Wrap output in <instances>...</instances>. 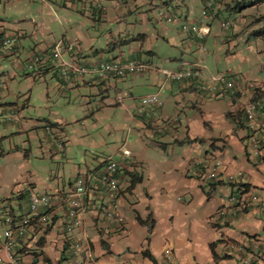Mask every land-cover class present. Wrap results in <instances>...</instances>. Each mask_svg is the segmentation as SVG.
<instances>
[{
    "label": "crops",
    "instance_id": "crops-1",
    "mask_svg": "<svg viewBox=\"0 0 264 264\" xmlns=\"http://www.w3.org/2000/svg\"><path fill=\"white\" fill-rule=\"evenodd\" d=\"M17 1L0 0V4L8 6ZM46 1L48 5H43V11L54 10L55 5L63 12L70 6L73 10L65 12L68 17L77 20L81 15L82 19H90L91 27L96 30H90L88 22L81 23V29H65L62 37L54 33L51 36L54 29H45L44 21L39 19L34 32L18 26L1 32L0 57L18 56L28 43L31 52L24 66L29 75L34 72L55 76L60 94L74 100L94 126H104L115 137L114 143L101 134L94 138L104 153L95 156L96 165H82L72 157L75 153H91L92 149L85 144L70 145L60 134L62 121L43 123L46 151L52 156L62 153L66 164L75 167L76 175L67 186L46 194L59 200L52 210L54 218L50 226L34 229L19 241L15 253L22 264H123L128 260L134 264H247V261L264 264V206L250 203L242 210L239 203L229 201L238 193L243 203L251 202L253 197L264 203V112L261 109L264 100L255 102L259 111L254 123H250L245 113L248 104L257 98V91H264V37L254 34L262 29L264 22H257L261 17L250 13L256 7L234 10L219 0L205 20L194 23L189 20L190 13L184 14L179 8V0H162L161 3H166L161 7L157 0ZM207 1L202 0L204 8ZM143 4L167 8L169 15L180 18L170 24L174 30L167 27L169 22L165 18L161 21L140 12ZM136 12L144 19H139ZM61 16L66 19L65 15ZM218 20L220 31L217 29L213 36L217 48L212 49L208 41ZM226 20L234 21L236 27L224 30L222 24ZM182 21L209 28L210 32L198 41L190 33L182 32ZM4 22L0 21V28L4 29L1 26ZM178 28L183 36L178 35ZM9 37L17 38L18 43L13 52L7 53L1 44ZM60 40L78 45L75 51L65 55L68 67L45 56L30 69L36 55L49 51ZM195 42L208 47L205 54L200 47L197 49ZM187 47L195 49L193 57L198 50L204 55L201 59L204 65L208 63L204 72L207 82L228 72L238 81L235 89L211 97L201 92L197 80H167L163 70H176L180 49L184 52ZM115 60L147 61L157 71L102 81L90 75H77L69 67L83 68L98 61ZM8 79L12 76L0 74L3 84L0 115L20 112L9 100L13 91ZM119 94L125 97L123 105L117 102ZM152 94H159L162 102V107L155 110L156 118L153 114L136 116L138 100ZM21 108L24 113L26 106ZM107 119H111L110 124H106ZM14 126L24 129L23 114L21 121L0 125V156L4 155L6 138L2 134ZM255 138L260 141L257 145ZM122 146L131 152L130 159L121 155ZM107 155L121 162V192L114 199L95 195L92 199L99 203V211L87 207L79 214V224L68 234L65 230L68 204L63 199L72 191L78 177L101 171ZM214 160L223 163L220 178L216 182L204 181L202 175ZM240 173L244 176L232 181ZM35 189V185L27 190L17 187L3 193L0 180V222L8 211L15 216L29 213ZM108 209L125 218V224L109 222ZM223 209L237 211L219 217ZM138 218L147 220V224ZM1 254L6 256L4 251Z\"/></svg>",
    "mask_w": 264,
    "mask_h": 264
},
{
    "label": "rangeland",
    "instance_id": "rangeland-1",
    "mask_svg": "<svg viewBox=\"0 0 264 264\" xmlns=\"http://www.w3.org/2000/svg\"><path fill=\"white\" fill-rule=\"evenodd\" d=\"M38 1V3H34L32 0H18L16 4H8V6L0 4V21H5L4 24H1L4 29L0 28V33L15 26H18L19 28L27 27L34 32V29L37 28L36 24L39 19L44 21L45 29L51 31L53 28L55 30V32L52 30L50 34L51 36L54 33L55 35L62 37L61 33L65 29H78L80 28L81 23L88 22L89 29L92 31L96 30V28L91 27L90 19H82L81 15L77 20L68 17L66 13L73 10L70 6L67 8L65 7V11L61 12L54 5L52 7L54 10L46 12L43 11V5H48L47 1ZM160 1L162 0L156 1L159 7H161L162 3H166V1L162 3ZM223 1L224 4L231 5L232 8H235V4L238 0ZM183 3L186 4L185 6L187 8ZM178 6L182 9L181 11L184 14H187L188 12L190 13L189 20L194 23L195 20H205L207 18L202 15L204 9L202 0H179ZM79 9H81V7ZM77 12L80 14V10ZM140 12L149 17L155 16L161 21H164V18L167 21V17L170 14L167 8H150V5L145 4L141 5ZM136 13L137 16L140 15L138 12ZM148 13L149 15H147ZM250 13L262 17V15H264V5L258 6L253 11H250ZM61 15H65L64 18L66 19H63V16ZM138 18L144 19L143 16H138ZM170 24L173 23H169L167 27L173 31L175 27ZM219 24L220 20L216 21L213 33L211 30L212 34H210L211 36L208 42H210V48L212 49L217 48L216 45L213 44L215 43L213 36H215L217 29L220 31ZM184 25H186V22L182 21V32H184ZM181 28H178V35L183 36L187 32H184V34L181 33ZM84 30L88 29L84 28ZM191 35L199 41L196 34ZM16 40L17 44L18 39L16 38ZM184 40L185 37L182 38V41ZM195 43L197 44L196 46L198 49L201 44L198 42ZM204 46L208 49L205 44ZM164 48L167 49V47ZM181 49L178 56V59L180 60L178 62L182 60L195 62L198 59L202 60L201 58L204 57V55L200 54L199 50L198 54L193 57V50L195 49L187 47L184 49V52H182ZM30 52V45L26 43L25 50H22L18 56L14 55L15 57L10 58L0 57V74L3 75L5 73L7 76H12V79H8L7 81L13 91V95L9 100L13 103L14 107L19 108L20 112L18 114L20 121L22 120V114L24 117L23 130L14 126L8 129L6 133L2 134L4 136L6 134V138H4L3 145L4 155L0 156V180L2 182L3 193H6V191L11 188L17 187H19V189L27 190L35 185L37 189H35L34 193L36 195H46L47 193H52L59 188H62L64 185L67 186L72 180V177L76 175L75 167L66 164L62 153L57 152L52 156L50 152L46 151V137L43 126V123L46 120L53 121L54 123L59 120L62 121L63 128L60 130V134L63 135L64 139L69 142L70 145L75 144L76 146H79L85 144L92 149L91 153H75L76 155L72 157L73 159H77L76 161L78 162L81 161L80 163L82 165H96L97 162L95 156L104 153L95 140L98 138L97 136L99 134L111 143H114L115 136L112 132H107L104 126H94V122L86 117L81 109L77 108V104L74 100H70L68 97L65 98L60 94L57 83L58 80L55 76L45 75L43 73L33 74L34 72L31 73L30 76V73H28L24 66V64L26 65L27 63L26 59ZM206 64V70L204 72L208 70L207 61ZM5 89H7L6 86ZM22 106H26L24 113L21 111ZM106 122V124H110L111 119H107Z\"/></svg>",
    "mask_w": 264,
    "mask_h": 264
},
{
    "label": "built area",
    "instance_id": "built-area-1",
    "mask_svg": "<svg viewBox=\"0 0 264 264\" xmlns=\"http://www.w3.org/2000/svg\"><path fill=\"white\" fill-rule=\"evenodd\" d=\"M45 1V0H41ZM215 0H208L202 15L208 16V13L214 8ZM180 20L177 16L169 15L167 21L169 23H177ZM236 27L234 21L228 20L222 24V28L226 31L232 30ZM183 31L196 34L199 40H203L210 32L209 28H200L196 25L186 24L183 26ZM16 38H5L2 41L1 49L4 52H10L13 50V46L16 44ZM78 48L75 43H65L64 40L56 42L49 51L41 52L36 55L30 62V69H34V65L41 62L45 56L51 57L54 60L61 62L64 67H68L65 63V55L69 52H73ZM200 51L205 54L206 48L203 43L200 46ZM71 70L77 75H90L102 81L109 79H123L126 76H139L152 71H157L152 64L142 60L131 61H110L102 62L98 61L96 64L89 67L69 66ZM206 65L202 60L192 61H180L176 70H163L167 80L175 82L180 81H198L200 82L199 88L205 96H216L221 93L234 90L238 81L234 80L228 72L219 74L207 82L204 78V71ZM3 88V84H0V89ZM136 116H146L153 114L156 118L157 108L162 107L159 94H152L141 97L139 100ZM117 102L123 105L125 97L122 94L117 96ZM259 111V104L251 102L245 109L246 116L250 123H254ZM17 110L7 113L5 116L0 115V125L4 122L13 124L19 120ZM254 143H260L255 138ZM63 145L60 144L59 148L63 150ZM124 159L131 158V152L125 146L121 147L120 151ZM102 170L99 172H92L89 174L78 177L73 183V188L68 195L63 199L68 204V210L66 212L65 230L68 234L74 231V228L79 224V214L84 212L87 207H90L92 211H99L100 205L97 201L92 199L95 195H101L109 199H114L121 192V162L112 155H107L103 158ZM223 171V163L220 160H214L210 163L202 179L208 182H216L219 180ZM244 173H240L238 176H233L232 181H235L237 177H243ZM59 200L55 195H32L30 200V212L21 216H15L12 212L8 211L6 218L0 222V264H22L17 254L15 253V247L19 241L25 239L30 231L37 228H46L51 225L54 218L53 208ZM232 204H240V208L243 210L247 205L261 204L257 197H253L251 202H241L239 200L238 193L232 195L229 199ZM236 209H223L219 211L218 216L222 217L230 213H236ZM106 217L111 223L125 224V218L119 216L114 210H106ZM6 226V227H4ZM4 251L6 256H3L1 252ZM168 255L170 251H167ZM247 264H252L251 261H247ZM123 264H134L132 260L125 261Z\"/></svg>",
    "mask_w": 264,
    "mask_h": 264
},
{
    "label": "trees",
    "instance_id": "trees-1",
    "mask_svg": "<svg viewBox=\"0 0 264 264\" xmlns=\"http://www.w3.org/2000/svg\"><path fill=\"white\" fill-rule=\"evenodd\" d=\"M260 5H264V0H238L235 4V8H233L234 10H240V11H243V10H246L250 7H258ZM231 7V6H230ZM257 22H264V15L259 18L257 20ZM256 36H260V37H264V26L262 27V29L258 30L257 32L254 33ZM259 98V99H257ZM257 98H253L252 99V102H260L259 100H264V91H257ZM258 100V101H257ZM261 109L262 111L264 112V104L261 105ZM134 184V183H133ZM143 224H147V220H141L140 218H138ZM150 229L152 230L153 229V226L150 227ZM148 258H150L152 261L155 262V259L148 254Z\"/></svg>",
    "mask_w": 264,
    "mask_h": 264
},
{
    "label": "clouds",
    "instance_id": "clouds-1",
    "mask_svg": "<svg viewBox=\"0 0 264 264\" xmlns=\"http://www.w3.org/2000/svg\"><path fill=\"white\" fill-rule=\"evenodd\" d=\"M214 2H215V4H216L217 0H215ZM215 4H214V6H215ZM213 9H214V8H213ZM226 21H228V20H226Z\"/></svg>",
    "mask_w": 264,
    "mask_h": 264
}]
</instances>
